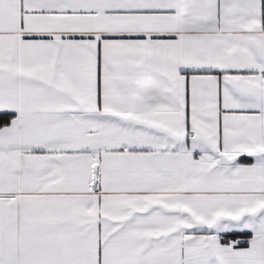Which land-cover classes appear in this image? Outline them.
<instances>
[{"label":"snow or ice","instance_id":"obj_1","mask_svg":"<svg viewBox=\"0 0 264 264\" xmlns=\"http://www.w3.org/2000/svg\"><path fill=\"white\" fill-rule=\"evenodd\" d=\"M0 264H264V0H0Z\"/></svg>","mask_w":264,"mask_h":264}]
</instances>
